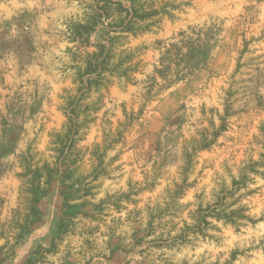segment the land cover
<instances>
[{
    "label": "rangeland",
    "instance_id": "1",
    "mask_svg": "<svg viewBox=\"0 0 264 264\" xmlns=\"http://www.w3.org/2000/svg\"><path fill=\"white\" fill-rule=\"evenodd\" d=\"M263 130L264 0H0V264H264Z\"/></svg>",
    "mask_w": 264,
    "mask_h": 264
},
{
    "label": "trees",
    "instance_id": "2",
    "mask_svg": "<svg viewBox=\"0 0 264 264\" xmlns=\"http://www.w3.org/2000/svg\"><path fill=\"white\" fill-rule=\"evenodd\" d=\"M104 63V61H100L99 59L97 60H95L94 61V69L92 68V69H89L90 71H95V70H97L98 68H99V66L101 65V64H103ZM88 73H91V72H88ZM74 126H77V124L76 125H74ZM72 132L74 133V135H76V134H78V132H79V129L78 128H76V129H74V127H73V130H72ZM263 132H264V130H263ZM255 165H258V163H252V164H250V165H248L249 167H247L246 168V171L247 170H249V171H255L256 169L254 168L255 167ZM247 173H244V175L242 176V180L240 181V182H238V181H234L235 182V184L236 185H243V184H245V182H246V179L248 178L247 177V175H246ZM218 204L220 205V207L219 208H221L222 209V218L224 219H226L227 221H231L232 223H236L237 221V219H241V218H246L244 215H237L241 210H238V211H231L229 214H227V213H224V211L226 210V205L228 204L227 203V195H223L220 199H219V201H218ZM218 216H220V213H219V215ZM205 222L206 224L208 223L207 222V220H206V217H202V220H201V222Z\"/></svg>",
    "mask_w": 264,
    "mask_h": 264
}]
</instances>
